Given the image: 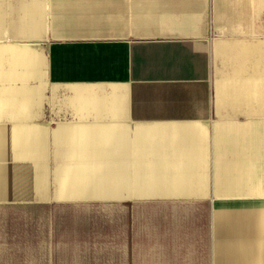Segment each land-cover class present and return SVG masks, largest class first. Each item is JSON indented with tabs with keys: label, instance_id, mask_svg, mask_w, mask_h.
I'll return each instance as SVG.
<instances>
[{
	"label": "crops",
	"instance_id": "1",
	"mask_svg": "<svg viewBox=\"0 0 264 264\" xmlns=\"http://www.w3.org/2000/svg\"><path fill=\"white\" fill-rule=\"evenodd\" d=\"M0 264H264V0H0Z\"/></svg>",
	"mask_w": 264,
	"mask_h": 264
}]
</instances>
